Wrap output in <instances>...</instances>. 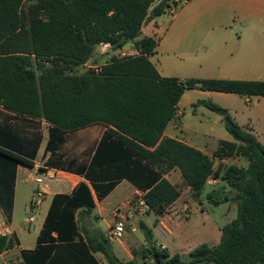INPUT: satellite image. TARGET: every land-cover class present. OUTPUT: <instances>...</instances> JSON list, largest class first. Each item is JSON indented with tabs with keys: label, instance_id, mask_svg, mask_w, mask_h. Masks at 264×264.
Returning a JSON list of instances; mask_svg holds the SVG:
<instances>
[{
	"label": "trees",
	"instance_id": "1",
	"mask_svg": "<svg viewBox=\"0 0 264 264\" xmlns=\"http://www.w3.org/2000/svg\"><path fill=\"white\" fill-rule=\"evenodd\" d=\"M171 1L0 0V104L14 114L43 119L64 132L103 124L161 173L180 169L196 197L201 196L210 177L221 174L234 196L212 192L208 200L215 205L229 201L237 205V217L222 227L221 242L198 245L189 253L191 260L184 262L179 253L157 245L152 229L140 222L147 242L140 252L143 260L154 264H264V142L229 113L223 121L234 142L221 141L213 158L164 136L186 90L264 97V80L161 76L149 59L157 39L137 38L148 20L167 13ZM102 42L115 49L135 42L141 55L113 57L99 72L87 69L80 73ZM206 106L215 112L222 109L212 102ZM0 156L6 170L10 163L32 165L20 154L2 148ZM235 156L245 157L248 166L232 164L215 170L214 158ZM4 177L12 192L14 173ZM179 196L177 187L163 178L145 194L144 202L148 212L162 215ZM93 207L85 182L70 194H55L35 249L21 253L25 263L135 264L113 255L105 237H90L80 229L78 210ZM15 244L12 236H0V254ZM97 253L107 262L101 263Z\"/></svg>",
	"mask_w": 264,
	"mask_h": 264
},
{
	"label": "crops",
	"instance_id": "2",
	"mask_svg": "<svg viewBox=\"0 0 264 264\" xmlns=\"http://www.w3.org/2000/svg\"><path fill=\"white\" fill-rule=\"evenodd\" d=\"M160 1L156 0V4ZM165 14L148 20L142 28L143 32L146 27V35L143 36L141 32L142 35L137 38L157 39V47L149 59L161 76L187 80L182 77L190 75L188 73L200 65L207 74L193 76L264 80V0H189L172 17L165 18ZM99 48L98 44L94 56L81 67L83 70L103 66L118 55L113 51L97 56ZM45 64L49 65L47 62ZM203 99V108L209 113L206 116L203 113L201 117L196 112L197 105ZM240 100L247 101L248 105L241 106ZM207 102L226 109L240 126L248 129L255 137L256 133L260 134L262 139L257 140L264 142V97L198 89H189L183 94L176 115L168 123L164 136L192 146L212 158L221 141L234 142L224 126L222 116L209 109ZM185 108L195 111L193 117L196 119L189 118ZM0 148L20 154L32 162L31 166L20 162L10 163L6 170L0 161V224L7 223L10 226V236L16 243L2 254L17 256L23 250L35 249L37 245L53 197L58 193L55 191L56 186L44 187L45 195L40 205L32 207V198L38 188L35 182L38 169H53L69 177L73 185L68 194L81 182L89 186L94 207L90 211L81 208L78 214L80 229L90 237H105L122 216H130L128 230L123 237L112 242L105 238L111 245L113 255L121 261L135 260L136 251H132L134 239L129 238V234L137 230L136 226L139 227L140 222L151 228L145 221V217L151 214L155 215L154 227L151 228L154 240L170 253L188 256L200 244L211 245L208 240H204L196 246L187 247L176 232L185 234L187 239L191 237L190 232L186 231L187 226L181 222V214L191 215L196 204H200L202 216L205 217L207 208L203 200L209 193H215V185L208 180L206 185L212 186L211 189H204L201 196L196 197L180 169L161 173L128 149L103 124L64 132L43 119L14 114L0 104ZM227 163L243 168L249 164L243 156L214 158L216 171ZM11 173H14L12 192L7 188L4 177ZM163 178L177 187L180 196L162 215H157L153 211L148 212L144 197ZM24 197L31 216L21 223L15 219V211L17 202ZM39 210L43 211V215L35 234V246L26 248L21 243L20 234L32 224L34 214ZM214 226V222H203L204 239H213ZM156 231L161 239H156ZM171 246L175 250L172 251ZM96 257L101 263L107 262L101 253H97ZM150 261L143 260L144 263Z\"/></svg>",
	"mask_w": 264,
	"mask_h": 264
},
{
	"label": "rangeland",
	"instance_id": "3",
	"mask_svg": "<svg viewBox=\"0 0 264 264\" xmlns=\"http://www.w3.org/2000/svg\"><path fill=\"white\" fill-rule=\"evenodd\" d=\"M173 15H170L168 12L165 14V18L166 17H172ZM143 36L146 35V27H144L143 32H142ZM140 34V35H142ZM86 70H83L82 68L79 70L80 73L84 72ZM190 75H185L182 78H186V79H191V78H204V77H195L193 75H205L207 74V72L204 70V68L200 67V65H197V68L193 71H190V73H188ZM212 79H216V78H212ZM185 80V79H184ZM205 99H203L197 106H198V111L196 112L199 116L202 117V114L204 113L206 116L208 112V110H206L205 108H203V102ZM214 100L217 101V99L215 98ZM240 105L244 106V105H248L247 101H241L240 100ZM227 111L226 109L222 108L221 111ZM186 113L189 115V118H193L194 112L189 109V108H185ZM220 112H217V114L219 116H222V118L224 117V115ZM207 118V117H205ZM224 122V121H223ZM225 126V124H224ZM256 137L257 139H262L261 135L256 133ZM229 166V164L227 163L225 165V167ZM212 186H207L205 187L206 190L211 189ZM215 194L217 196H224V195H228L229 197H233L234 196V192L230 190V188L227 186V184L223 181H221L220 183H217L215 185ZM204 201V206L207 208V210H205V217L202 216V210L200 208V204H196V209H194L193 213L189 216H186L185 213L181 214V222L187 226L188 229H186V231H189L191 234L190 238H186V235L183 233H179L176 232L177 237H180L183 239L182 243L189 247V246H196L200 243H203L204 240H208V242L211 244V246H216L221 242L222 239V227L229 224L232 220H234L237 217V205L236 203L229 201V202H225L219 205H215L213 203H211L207 198H205ZM42 215H43V211L39 210L36 214H34L35 216V220L32 222V224L29 226H27V230H25L24 232H22L20 234V238H21V243L24 247L26 248H33L35 246L34 242H35V234L36 231L39 229L40 224L42 223L41 219H42ZM31 214L29 213L28 209H27V199L24 197L23 199L21 198L18 202H17V206H16V211H15V219L21 223L24 222L25 219L30 218ZM154 218L155 215L151 214L149 216L145 217V221L146 223L153 228L154 227ZM203 222L206 223H215V226L213 227V232H214V237L213 239H204V233H203V228H202V224ZM137 230L134 233H130L129 234V238L134 239L133 247H132V251H136V258L133 261L135 264H154L153 262H148V263H144L143 259L141 258L140 252L142 251V249L145 247V245L147 244L146 242V238H145V234L144 232L138 227V225L136 226ZM128 230V229H127ZM156 239H161V235L156 231ZM171 250H175L174 247H170ZM180 249V247H179Z\"/></svg>",
	"mask_w": 264,
	"mask_h": 264
},
{
	"label": "built area",
	"instance_id": "4",
	"mask_svg": "<svg viewBox=\"0 0 264 264\" xmlns=\"http://www.w3.org/2000/svg\"><path fill=\"white\" fill-rule=\"evenodd\" d=\"M189 0H172L171 7L168 9L170 15H174L179 7ZM99 52L96 53L97 56H103L107 53L116 51L118 53L116 58L125 59L141 55L140 47H138L133 42L128 43L122 48L115 49L110 43L102 42L99 44ZM102 66H92L96 72L101 70ZM209 181L211 184L216 185L221 181H224L221 174L218 177H210ZM35 182L38 188L35 190L32 198V207L40 205L42 199L44 198L45 191L44 187L56 186L58 193H67L72 189V181L69 177L60 174L58 171L53 169L37 170L35 176ZM130 216H122L106 233L105 238L112 242L114 240L120 239L126 233L127 225ZM11 228L7 223L0 224V236H10ZM0 264H26L22 254L17 256H11L8 254L0 255Z\"/></svg>",
	"mask_w": 264,
	"mask_h": 264
},
{
	"label": "water",
	"instance_id": "5",
	"mask_svg": "<svg viewBox=\"0 0 264 264\" xmlns=\"http://www.w3.org/2000/svg\"><path fill=\"white\" fill-rule=\"evenodd\" d=\"M221 113L225 116L226 114H228V111L223 110V111H221ZM190 260H191V257L189 255L188 256H186V255L182 256V261L189 262Z\"/></svg>",
	"mask_w": 264,
	"mask_h": 264
}]
</instances>
